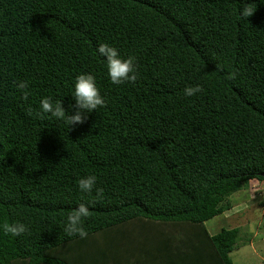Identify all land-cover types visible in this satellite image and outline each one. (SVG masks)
<instances>
[{
  "label": "trees",
  "instance_id": "1",
  "mask_svg": "<svg viewBox=\"0 0 264 264\" xmlns=\"http://www.w3.org/2000/svg\"><path fill=\"white\" fill-rule=\"evenodd\" d=\"M249 2L247 23L238 0H0V264H233L239 228L205 223L264 181V0ZM99 43L137 58L135 83H111ZM81 73L104 107L68 129L34 116L44 96L74 103ZM80 203L86 238L63 230ZM16 222L29 232H3Z\"/></svg>",
  "mask_w": 264,
  "mask_h": 264
},
{
  "label": "clouds",
  "instance_id": "2",
  "mask_svg": "<svg viewBox=\"0 0 264 264\" xmlns=\"http://www.w3.org/2000/svg\"><path fill=\"white\" fill-rule=\"evenodd\" d=\"M257 9L255 2L249 0H238L236 9L237 17L240 21L247 22ZM96 53L106 61L107 76L114 85L125 83H135L139 77L137 67V58L134 55L123 57L116 47L108 43H99ZM235 74H230L229 79H233ZM16 87L25 97L29 94L28 82L21 80ZM202 88L199 85L186 86L184 95L191 97L200 93ZM72 100L68 108L63 106L62 100L55 102L50 96H44L40 100L39 111L34 113L36 118L47 116L50 118L62 120L69 127L81 125L87 121L89 115L96 112L99 108L106 105L107 101L101 94L97 85L96 77L91 73H81L76 76L72 85ZM78 188L82 193L95 192L97 199L104 195V190L97 187V177L95 175H86L78 180ZM89 216V206L87 203H80L70 215L67 216L64 232L68 236H79L86 238L88 232L84 227V220ZM2 230L5 234L21 236L29 232V226L22 222L4 224Z\"/></svg>",
  "mask_w": 264,
  "mask_h": 264
},
{
  "label": "rangeland",
  "instance_id": "3",
  "mask_svg": "<svg viewBox=\"0 0 264 264\" xmlns=\"http://www.w3.org/2000/svg\"><path fill=\"white\" fill-rule=\"evenodd\" d=\"M229 200L232 210L210 219L205 228L212 234L221 228H239L241 241L230 254L232 263L264 264V181L249 182Z\"/></svg>",
  "mask_w": 264,
  "mask_h": 264
},
{
  "label": "crops",
  "instance_id": "4",
  "mask_svg": "<svg viewBox=\"0 0 264 264\" xmlns=\"http://www.w3.org/2000/svg\"><path fill=\"white\" fill-rule=\"evenodd\" d=\"M254 182H257V181H250V184H251V183H254ZM257 183H258V182H257ZM231 210H232V209H231ZM227 213H228V212H227ZM227 213H226V214H227ZM262 217H264V216H262ZM219 231H220V230H218V232H219ZM208 232H209V231H208ZM218 232H217V233H218ZM209 234H210V235H215L216 233L212 234V233L209 232Z\"/></svg>",
  "mask_w": 264,
  "mask_h": 264
}]
</instances>
